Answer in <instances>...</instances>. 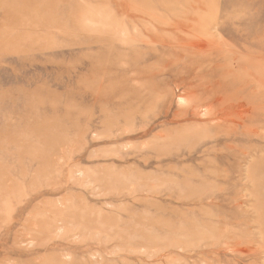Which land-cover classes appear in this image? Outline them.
Masks as SVG:
<instances>
[{"label":"rangeland","instance_id":"1","mask_svg":"<svg viewBox=\"0 0 264 264\" xmlns=\"http://www.w3.org/2000/svg\"><path fill=\"white\" fill-rule=\"evenodd\" d=\"M0 264H264V0H0Z\"/></svg>","mask_w":264,"mask_h":264},{"label":"bare ground","instance_id":"2","mask_svg":"<svg viewBox=\"0 0 264 264\" xmlns=\"http://www.w3.org/2000/svg\"><path fill=\"white\" fill-rule=\"evenodd\" d=\"M189 96V95H188ZM234 106V105H233ZM23 237V236H22Z\"/></svg>","mask_w":264,"mask_h":264}]
</instances>
